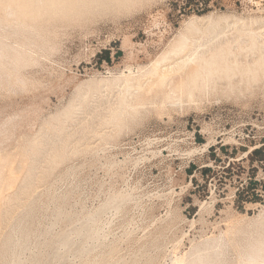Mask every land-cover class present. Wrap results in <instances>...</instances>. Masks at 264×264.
<instances>
[{
  "label": "rangeland",
  "instance_id": "rangeland-1",
  "mask_svg": "<svg viewBox=\"0 0 264 264\" xmlns=\"http://www.w3.org/2000/svg\"><path fill=\"white\" fill-rule=\"evenodd\" d=\"M263 78L264 0H0V264H264Z\"/></svg>",
  "mask_w": 264,
  "mask_h": 264
},
{
  "label": "trees",
  "instance_id": "trees-1",
  "mask_svg": "<svg viewBox=\"0 0 264 264\" xmlns=\"http://www.w3.org/2000/svg\"><path fill=\"white\" fill-rule=\"evenodd\" d=\"M105 53H107V57L104 60L110 63L111 62L110 50L106 51ZM263 150L264 148H259L252 151V153L250 154L251 160L254 161V157L260 155L263 152ZM232 167L233 165L231 164L228 168H225V171L229 170V168ZM195 171H201V173L206 174L208 171H212V168L204 167L198 170V168L195 165H192L188 172L190 175H194ZM194 182L197 183L196 178H194ZM257 185H258L257 182L251 180L249 185L245 184L239 188L237 192V205L239 208H243L245 202H257L262 200L264 193H262V191L257 188Z\"/></svg>",
  "mask_w": 264,
  "mask_h": 264
},
{
  "label": "bare ground",
  "instance_id": "bare-ground-1",
  "mask_svg": "<svg viewBox=\"0 0 264 264\" xmlns=\"http://www.w3.org/2000/svg\"><path fill=\"white\" fill-rule=\"evenodd\" d=\"M187 42H188V41H187ZM190 44H191V43H190ZM178 45H179V44H178ZM182 45H183V44H182ZM182 45H181V46H182ZM186 45H187V44H186ZM247 45H248V44H247ZM183 46H184V45H183ZM252 46H253V45H252ZM186 47H187V46H186ZM188 47H189V46H188ZM179 48H180V47H179ZM184 48H185V47H184ZM175 49H176V48H175ZM177 49H178V48H177ZM180 49H181V48H180ZM180 49H178V50H180ZM183 50H185V49H183V47H182L181 51H183ZM188 50H189V48H188ZM188 50H187V51H188ZM254 50H255V49H254ZM187 51H186V52H187ZM189 51H190V50H189ZM251 51H252V49H251ZM172 52H173V51H172ZM176 52H178V51H176ZM186 52H185V54H186ZM257 52H258V51H257ZM260 52H261V51H260ZM178 53H179V52H178ZM183 53H184V52H183ZM210 53H211V52H210ZM210 53H209V54H210ZM255 53H256V52H255ZM213 54H214V53H213ZM259 54H260V53H259ZM259 54H258V55H259ZM173 55H175V54H173ZM179 55H180V53H179ZM181 55H182V54H181ZM188 55H189V54H188ZM232 55H233V54H232ZM183 56H184V54H183ZM185 56H186V55H185ZM207 56H208V55H207ZM210 56H211V55H210ZM175 57H176V56H175ZM216 57H217V55L215 54V56L212 57V61H215ZM256 57H257V56H256ZM167 58H168V57H167ZM180 58H181V57H180ZM183 58H184V57H183ZM197 59H198V61H197ZM178 60H180V59H178ZM182 60H185V59H182ZM182 60H181V61H182ZM207 60H208V59L205 58L204 56H201V57H198V58H197V57H193V58H192V57H189V59H188V61H192V62H194V63H197V64H198L197 66H200L198 69H200V68H201V65H202V64H205ZM256 60H257V59H256ZM173 61H174V60H173ZM181 61H180V62H181ZM185 61H186V60H185ZM185 61H183V62L185 63ZM196 61H197V62H196ZM254 61H255V60H254ZM180 62L177 63V64H179L180 66H182L181 64H183V63L181 62V64H180ZM204 62H205V63H204ZM208 62H209V61H208ZM220 62H221V61H220ZM229 62H231V61H229ZM252 62H253V61H252ZM187 63H188V62H187ZM190 63H191V62H190ZM160 64H161V63H160ZM173 64H174V63H173ZM191 64H192V63H191ZM230 64H231V63H230ZM186 65H188V64H186ZM188 66H190V64H189ZM208 66H209V65H208ZM245 66H246V65H245ZM253 66H254V65H253ZM253 66H252V67H253ZM173 67H175V66H172V69H173ZM182 67H184V66H182ZM185 67H186V66H185ZM257 67H258V66H257ZM192 68H193V67H192ZM156 69H157V67H156ZM165 69H166V66H165ZM168 69H169V67H168ZM172 69H171V71H172ZM176 69H178V68L175 67V70H176ZM184 69H185V68H184ZM187 69H188V68H187ZM216 69H217V68H216ZM216 69H215V70H216ZM256 69H257V68H256ZM259 69H260V68H259ZM262 69H263V68H262ZM173 70H174V69H173ZM201 70H202V69H201ZM159 71L161 72V71H163V70H160V69H159ZM159 71H158V72H159ZM167 71H168V70H167ZM169 71H170V70H169ZM183 71H184V70H183ZM202 71H203V70H202ZM224 71H225V70H224ZM236 71H237V70H236ZM260 71H261V69H260ZM155 72H157V71L155 70ZM180 72H181V71H180ZM184 72H185V71H184ZM187 72H188V71H187ZM225 72H226V71H225ZM165 73H166V71H165ZM169 73H170V72H169ZM169 73H167V74H169ZM181 73H182V72H181ZM237 73H238V71H237ZM261 73H262V72H261ZM157 74H158V73H157ZM157 74H156V75H157ZM160 74H161V73H160ZM165 75H166V74H165ZM219 75H221V74H219ZM260 75H261V74H260ZM157 76H158V75H157ZM162 76H163V78H165V77L167 78V77H168V76H165V77H164V74H163ZM179 76H180V75H179ZM208 76H209V75H208ZM225 76H226V75H225ZM251 76H252V74H251ZM251 76H250V78H251ZM174 77H175V76H174ZM236 77H237V76H235V78H236ZM163 78H162V79H163ZM166 78H165V79H166ZM172 78H173V77H172ZM245 78H246V77H245ZM261 78H262V77H261ZM160 79H161V77H160ZM203 79H204V78H203ZM213 79H214V78H213ZM232 79H233V78H232ZM263 79H264V78H263ZM128 80L130 81V79H128ZM256 80H260V79H256ZM133 81H134V80H133ZM156 81H158V80L156 79ZM165 81H166V80L163 79V82H164V83H165ZM172 81H173V80H172ZM204 81H205V80H204ZM207 81H208V80H207ZM207 81H206V82H207ZM219 81H220V80H219ZM153 82H154V81H153ZM132 83H133V82H132ZM193 83H195V82H193ZM200 83H201V81H200ZM207 83H208V82H207ZM172 84H174V82L171 83L170 85H172ZM205 84H206V83H205ZM247 84H248V83H247ZM193 85H194V84H193ZM193 85H192V86H193ZM206 85H207V84H206ZM249 85H250V84H249ZM139 86H140V85H139ZM204 86H205V85H204ZM129 87H131V86H129ZM140 88H141V87H140ZM189 91H191V89H190ZM189 93H190V92H189ZM191 94H192V93H190V95H191ZM263 258H264V257H263ZM178 261H179V260H178ZM178 264H182V262L179 261Z\"/></svg>",
  "mask_w": 264,
  "mask_h": 264
}]
</instances>
